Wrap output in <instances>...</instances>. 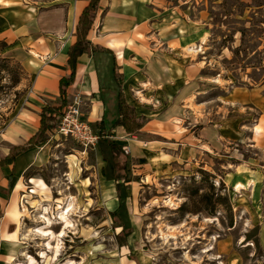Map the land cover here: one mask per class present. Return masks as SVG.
Listing matches in <instances>:
<instances>
[{
    "label": "rangeland",
    "instance_id": "obj_1",
    "mask_svg": "<svg viewBox=\"0 0 264 264\" xmlns=\"http://www.w3.org/2000/svg\"><path fill=\"white\" fill-rule=\"evenodd\" d=\"M151 25L159 40L191 44L181 50L201 68L193 101L206 113L196 126L210 124L213 114L221 132L234 128L236 139L223 137L219 152L115 192L99 174L98 143L84 150L54 132L23 168V252L9 264H264V151L248 145L264 109V0H166ZM9 41L0 33V152L13 140L33 76L28 49ZM85 108L83 99L86 118ZM31 178L53 188L33 192ZM6 202L0 188V217ZM70 203L72 227L59 236Z\"/></svg>",
    "mask_w": 264,
    "mask_h": 264
},
{
    "label": "crops",
    "instance_id": "obj_2",
    "mask_svg": "<svg viewBox=\"0 0 264 264\" xmlns=\"http://www.w3.org/2000/svg\"><path fill=\"white\" fill-rule=\"evenodd\" d=\"M22 1L27 2L0 0V33L10 40L13 49H28L26 60L33 75L13 140L0 154L6 155L10 145L25 144L36 133L44 105L58 106L64 99L62 111L76 93L85 100V116L94 131L102 133L97 147L99 174L115 192L122 187H139L163 169L184 168L204 154L219 152L225 144L223 137L227 142L236 139L234 128L226 134L221 132L213 114L210 124L196 126L206 113L200 101H193L198 95L197 70L201 68L181 50L191 44L179 40L172 45L171 38L159 40L151 25L166 0H99L87 34L97 49L77 58L74 80L62 95L60 79L70 74L67 50L75 40L78 16L89 0H28L32 2L30 10L23 8ZM39 2L46 4L36 10ZM119 93L135 114L144 118L142 126L132 132L116 122ZM249 131L248 145L264 151V109ZM54 132L44 142L19 153L12 163L0 166V188L7 196L0 217V264L11 263L23 252L18 221L23 210L17 203L24 188L23 168L31 162L33 151L48 142ZM106 140L115 141L119 148L111 149ZM125 147L129 148L127 153ZM115 161L126 162L128 178L124 169L114 170ZM26 184L33 192L36 188H53L41 178H31Z\"/></svg>",
    "mask_w": 264,
    "mask_h": 264
},
{
    "label": "trees",
    "instance_id": "obj_3",
    "mask_svg": "<svg viewBox=\"0 0 264 264\" xmlns=\"http://www.w3.org/2000/svg\"><path fill=\"white\" fill-rule=\"evenodd\" d=\"M98 2L99 0H89L78 16L74 31L75 40L70 44L67 50V63L70 68V74L67 77H62L59 82L61 95L65 93V87L69 86L74 80L77 58L91 49H97V46H93L87 38V34L91 28ZM65 103V100L61 99L60 105L58 106L49 104L44 105L40 112V126L36 133L31 136L25 144L10 145L6 155L0 154V166L12 163L19 153L44 142L55 130L63 111H61V108ZM118 110L119 118L116 122L122 124L127 131L132 132L142 126L144 118L135 114L134 109L125 102L121 93H119ZM99 125L101 127L102 122H100ZM99 133L102 135L101 132ZM100 135L99 137H101ZM106 142L113 150L119 148V144L113 140H106ZM125 164V161H115L113 163L114 170H123ZM127 173L128 171L124 169L123 174L125 178H128L126 176ZM110 214L115 216L116 212L111 211ZM116 239L120 247L126 245L127 241L124 239V234H122V232L116 234Z\"/></svg>",
    "mask_w": 264,
    "mask_h": 264
},
{
    "label": "built area",
    "instance_id": "obj_4",
    "mask_svg": "<svg viewBox=\"0 0 264 264\" xmlns=\"http://www.w3.org/2000/svg\"><path fill=\"white\" fill-rule=\"evenodd\" d=\"M83 99L80 94H73L62 111L55 132L70 137L79 143L84 150L93 149L99 141V135L94 131L90 121L84 117L81 109ZM129 151L128 147L124 152Z\"/></svg>",
    "mask_w": 264,
    "mask_h": 264
},
{
    "label": "bare ground",
    "instance_id": "obj_5",
    "mask_svg": "<svg viewBox=\"0 0 264 264\" xmlns=\"http://www.w3.org/2000/svg\"><path fill=\"white\" fill-rule=\"evenodd\" d=\"M73 209V204H69L67 209L64 210L60 215V220H61V223H63L64 225V229L62 230L61 234L59 236H63L64 233H65V230L68 228V227H72V224H71V221L70 219H68L67 217V214L69 213V211H71ZM49 223V221H48ZM70 227V228H71ZM39 234L41 235H44V236H47V237H51V236H54V234L51 232V231H43V230H38L37 231ZM65 236V235H64ZM48 248H52L50 245H48ZM57 252L59 251V248H57Z\"/></svg>",
    "mask_w": 264,
    "mask_h": 264
}]
</instances>
